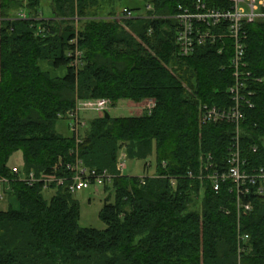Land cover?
Wrapping results in <instances>:
<instances>
[{
    "label": "trees",
    "instance_id": "obj_1",
    "mask_svg": "<svg viewBox=\"0 0 264 264\" xmlns=\"http://www.w3.org/2000/svg\"><path fill=\"white\" fill-rule=\"evenodd\" d=\"M115 1L49 0L54 18L45 19L42 0H0V177L12 179L6 193L19 205L0 207V264H264V197L252 188L254 208L239 219L232 182L216 191L204 177L206 157L213 170H226L237 141L235 124L201 121L206 104L234 105L232 41L216 38L183 56L175 16L196 0H147L151 9L130 19L118 15ZM203 1L231 7L229 0ZM21 9L27 19L14 16ZM246 29L238 143L243 169L252 172L264 168V20ZM76 50L82 66L74 65ZM42 61L66 67V75L52 77ZM88 99L112 106L153 100L155 107L96 117L78 143L57 123ZM18 153L25 173L79 159L113 175L115 201L106 199L100 214L107 228H82L79 201L66 187L49 189L55 195L48 200L41 184L16 179L10 160ZM123 153L146 168L154 154L155 176L143 183L122 173ZM5 190L0 183V194Z\"/></svg>",
    "mask_w": 264,
    "mask_h": 264
},
{
    "label": "built area",
    "instance_id": "obj_2",
    "mask_svg": "<svg viewBox=\"0 0 264 264\" xmlns=\"http://www.w3.org/2000/svg\"><path fill=\"white\" fill-rule=\"evenodd\" d=\"M26 2L27 0H21ZM231 7L227 9H216L209 7L203 0H196L190 6L180 5L178 14L175 18L178 20L177 44L181 55H192L196 47L213 41L216 38L228 37L232 41L233 56L231 66L235 84L230 88L233 96L234 105L230 108H219L216 106L204 105L202 107L201 121L203 124L218 123L228 121L236 125V143L230 152L228 158V167L225 169L213 170L212 157L208 155L204 163V177L209 179L214 190L219 191L223 182L231 181L232 188L237 192V205L239 219L242 213H250L254 205L249 199L252 188L256 189V193L264 197V168L247 172L243 169L244 163L241 159L239 149L240 122L243 118V93L246 74V40H247V24H253L257 21L264 20V0H229ZM151 9V5L148 6ZM134 10L125 8L122 17L130 19L135 16ZM21 19H27L28 14L25 11L17 16ZM224 28L225 32H215L214 29ZM72 43H76L74 39ZM74 65L82 66V53L78 50L73 54ZM112 102L109 99H88L79 100L73 110L66 115H60L70 121V129L76 136L77 142H81L80 128L86 125L80 117V111L92 110L100 115L108 112ZM155 107V102L149 100L146 111L151 113ZM250 107H253L250 104ZM254 152L257 147H254ZM126 155L122 154L119 167L122 173L127 169ZM164 164H166L164 162ZM60 161L51 170L37 174L35 171L25 173L22 167H12V173L19 181H23L29 186L41 184L45 190L52 188L66 187L68 191L75 194L79 191L88 189L91 185L104 183H112L114 178L107 170L103 172L97 169L85 167L78 159L75 162L67 163L62 166ZM63 169V170H61ZM207 173V174H205ZM190 176L192 173L190 172ZM145 176L142 182L145 183ZM11 181L7 177H0V183L5 186L6 190L0 194V202L5 199L7 191L11 190ZM9 198V197H8ZM242 241L248 239V235L240 236Z\"/></svg>",
    "mask_w": 264,
    "mask_h": 264
},
{
    "label": "rangeland",
    "instance_id": "obj_3",
    "mask_svg": "<svg viewBox=\"0 0 264 264\" xmlns=\"http://www.w3.org/2000/svg\"><path fill=\"white\" fill-rule=\"evenodd\" d=\"M130 8L134 10L135 16H144L147 13V0H116L115 9L119 16H122L123 10L125 8ZM42 10L44 13L45 19H53L51 8L49 6V0H42ZM25 10H19L14 16H18L21 13H24ZM135 18V17H134ZM43 62V61H42ZM48 62L41 64L42 68H45ZM49 64V63H48ZM50 65V64H49ZM51 67V66H50ZM147 102H130V101H119L116 105L111 106L108 112L112 117H127V116H139L143 115L147 108ZM101 116L96 111L92 110H82L80 111V117L83 121L86 122L84 127L80 128V137L83 139L86 132L90 128V123L96 117ZM70 121L67 119H61L57 123V130L59 133L66 137L73 135L72 130L70 129ZM126 155L125 153H123ZM148 161V167L146 168V162L144 160H129L126 158L127 169L124 171L125 175L134 176V177H143L149 176L153 177L156 174L155 168V155L153 154ZM22 157L20 153L15 154L10 160L11 167H22ZM107 185V184H106ZM104 183L91 185L90 188L79 191L74 194V198L79 201L80 204V221L79 224L82 228H93L99 231L105 230L107 228L106 224L101 220L100 214L104 206L106 199H109L111 202L115 201V189L112 183H108L107 189ZM45 197L50 200L52 196L55 195V190H47L44 193ZM5 196V199L0 202V207L2 210H7L9 205H12L15 208H18V202L16 199L8 198ZM198 205H201L200 201H197Z\"/></svg>",
    "mask_w": 264,
    "mask_h": 264
},
{
    "label": "crops",
    "instance_id": "obj_4",
    "mask_svg": "<svg viewBox=\"0 0 264 264\" xmlns=\"http://www.w3.org/2000/svg\"><path fill=\"white\" fill-rule=\"evenodd\" d=\"M42 63H45V61L41 62L40 65ZM42 70L46 71V72H49L52 77H59V78H63L66 75V73H67V68L66 67L59 68V69H54L53 67H50V65L48 63H47L45 68H42ZM144 102H146V101H144Z\"/></svg>",
    "mask_w": 264,
    "mask_h": 264
},
{
    "label": "water",
    "instance_id": "obj_5",
    "mask_svg": "<svg viewBox=\"0 0 264 264\" xmlns=\"http://www.w3.org/2000/svg\"><path fill=\"white\" fill-rule=\"evenodd\" d=\"M105 116H106L107 118H110V114H109V112H106V113H105Z\"/></svg>",
    "mask_w": 264,
    "mask_h": 264
}]
</instances>
